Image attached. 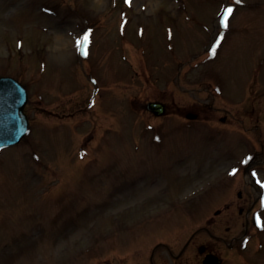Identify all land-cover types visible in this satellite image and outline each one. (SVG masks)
<instances>
[{
  "label": "rangeland",
  "instance_id": "obj_1",
  "mask_svg": "<svg viewBox=\"0 0 264 264\" xmlns=\"http://www.w3.org/2000/svg\"><path fill=\"white\" fill-rule=\"evenodd\" d=\"M69 1L0 0V75L18 78L40 109L26 107L27 137L0 154V264H99L87 256L103 245L112 264H150L152 249L158 258L164 245L177 253L207 217L215 218L209 233L224 239L216 245L223 264H264V212L261 231L243 241L237 209L247 210L252 195L237 202L243 182L231 181L259 148V132L264 139V0H234L228 28L218 7L190 21L176 0ZM183 24L188 30L167 40L164 29ZM89 33L91 43L77 47ZM143 47L155 68L140 79ZM133 97L161 100L171 114L149 120L131 109ZM187 113L199 120L178 118ZM102 122L111 128L103 134ZM218 183L225 194L199 198ZM199 199H210L206 218L192 221Z\"/></svg>",
  "mask_w": 264,
  "mask_h": 264
},
{
  "label": "water",
  "instance_id": "obj_2",
  "mask_svg": "<svg viewBox=\"0 0 264 264\" xmlns=\"http://www.w3.org/2000/svg\"><path fill=\"white\" fill-rule=\"evenodd\" d=\"M0 143L7 145L16 142L26 128V118L22 108L26 101L23 90L10 79L0 80ZM156 113H161L158 105H149Z\"/></svg>",
  "mask_w": 264,
  "mask_h": 264
},
{
  "label": "snow or ice",
  "instance_id": "obj_3",
  "mask_svg": "<svg viewBox=\"0 0 264 264\" xmlns=\"http://www.w3.org/2000/svg\"><path fill=\"white\" fill-rule=\"evenodd\" d=\"M129 2H130V0H129ZM236 2L239 3L240 0H236ZM233 11H234V9H233L232 7H226V8L223 9L224 15H223V18H222V24H223V27H224V28H228V27H229V21H230V18H231V16H232V14H233ZM90 36H91V34L89 33V34H87V35L84 37L83 40L78 41V42H77V47H83V45H84L85 43L90 44V43H91ZM220 39L222 40L223 37L221 36ZM219 47H220V41L218 40V41L216 42V46L212 48V54H213V55H216V53H217V49H218ZM84 54H85V55L88 54V53H87V50H85V53H84ZM251 159H252V158L249 157L247 160L244 161V163H245V164L249 163ZM236 171H238V169H234L233 174H235ZM261 227H264V221L261 222Z\"/></svg>",
  "mask_w": 264,
  "mask_h": 264
}]
</instances>
